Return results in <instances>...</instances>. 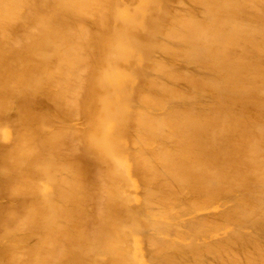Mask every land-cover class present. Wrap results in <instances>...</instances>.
Listing matches in <instances>:
<instances>
[{"label": "bare ground", "instance_id": "6f19581e", "mask_svg": "<svg viewBox=\"0 0 264 264\" xmlns=\"http://www.w3.org/2000/svg\"><path fill=\"white\" fill-rule=\"evenodd\" d=\"M0 264H264V0H0Z\"/></svg>", "mask_w": 264, "mask_h": 264}]
</instances>
